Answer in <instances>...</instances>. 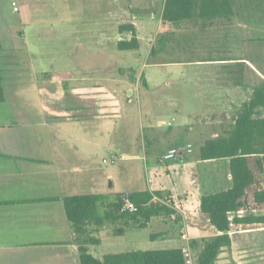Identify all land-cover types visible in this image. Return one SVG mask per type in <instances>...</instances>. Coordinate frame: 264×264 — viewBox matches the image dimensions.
Instances as JSON below:
<instances>
[{
	"label": "rangeland",
	"instance_id": "374dc122",
	"mask_svg": "<svg viewBox=\"0 0 264 264\" xmlns=\"http://www.w3.org/2000/svg\"><path fill=\"white\" fill-rule=\"evenodd\" d=\"M230 1L229 18L204 21L196 15L164 27L165 0H0V32L6 36L0 47L8 48L0 51V60L12 54L10 66L1 69L0 65L6 95L0 103V127L26 123L16 130L19 141L24 137L34 142L29 146L51 141L54 149L58 144L70 152L71 168L86 175L83 193L107 196L102 209H111L123 195L161 191L182 215L183 224L154 218L144 229L129 227L119 235L115 226L106 224L98 236L101 245L90 249L95 258L180 247L182 231L200 245L211 238V225L200 211V197L211 191L206 182L210 167L199 164L201 145L225 137L239 107L264 84V0ZM13 2L22 11L14 12ZM132 23L140 30V49L120 52L117 42L129 34L120 35L118 29ZM20 30L23 39L17 36ZM209 61L236 63L222 68ZM244 61L262 72V79L241 68ZM102 64L107 71L101 75ZM59 66L78 72H62L46 80L34 77L58 71ZM143 73L147 89L137 78ZM64 74H71L70 79ZM121 78L127 86L118 82ZM216 78L228 84L245 83L241 96L210 100L224 106L233 102L235 108L228 114L207 113L209 109L202 107L201 97L213 95L222 85ZM127 89H134L135 95L129 97ZM257 117H264V110ZM102 119L117 120V126L108 132L112 126ZM188 143L191 154L185 150ZM168 147L184 149L185 171L176 169L174 160H163ZM158 234L163 235L152 238ZM256 234L244 237L251 255L241 258L246 264H264ZM230 249H224L216 264H232L226 256ZM258 258L262 259L254 260Z\"/></svg>",
	"mask_w": 264,
	"mask_h": 264
},
{
	"label": "crops",
	"instance_id": "0c3cea01",
	"mask_svg": "<svg viewBox=\"0 0 264 264\" xmlns=\"http://www.w3.org/2000/svg\"><path fill=\"white\" fill-rule=\"evenodd\" d=\"M19 10L22 11V9ZM132 24L136 29L137 40L141 45L140 30L135 23ZM24 34L23 30L17 32V36L22 39L24 38ZM5 37L6 36L0 32L1 43H6ZM123 38L130 39V35ZM14 48L18 49L16 47ZM4 49L7 50L8 48L0 47V51ZM9 53H12V49L9 50ZM11 55L8 54V56L12 57ZM8 56L3 62L0 60V65L2 66L1 69H4L5 66L8 67L11 65L12 60ZM208 63L225 68L227 65H232V63L235 64L236 62L209 61ZM241 64V68L247 69L249 73L262 79V72L255 70L253 65L247 64V61H244V63ZM62 67L64 66H61L58 71L53 73H35L34 77L38 79L42 74H49V77L51 75L52 78H56L55 75H59L58 73L78 72L77 69L69 71L67 69L64 70ZM86 67L87 65H85V71ZM103 67L104 64H102L101 67V75L103 74V71H107V66ZM227 72L229 71H225L224 74H227ZM241 72L243 71H240L239 73ZM143 75L146 77L145 73H143ZM63 76V78L70 79L69 77H71V74H64ZM140 77L137 76L138 79H140ZM217 78L216 81L220 84L219 81L222 79L218 80ZM118 82L124 87L127 83L123 78ZM146 83L148 86L147 80ZM221 83L222 85L216 87L213 95L201 97V101H203L202 107L209 109L207 113L228 114L235 108L233 102H224V106L222 105L223 102L218 104H213L211 102L210 104V100H230L231 98L241 96V93L244 92L243 86L245 83L241 82V80L229 84L226 83L225 80H222ZM126 92H128L129 97L135 95L134 89H127ZM252 93L246 101L251 98ZM101 121L106 125L109 124L112 126H110L111 128H107L108 132H111L113 127L117 126V120L111 121L109 119H102ZM27 125L28 124L26 123H15L9 124L4 128L0 127V264H80V253L78 247L74 244L75 235L72 226L68 222L63 203L56 200L79 195L105 194L83 193L82 188H86L88 185L87 179H84L86 178L85 172H81L75 165L76 168H71L69 163L72 154L61 149V145L59 146L57 144L59 147L56 146V149H54V142L41 140L36 141V146H29L30 143L34 142H29L28 140L25 141L23 136V140L19 141V134L16 130ZM189 144L190 143L187 145ZM24 148L30 149L33 154H30V152ZM171 149L177 148H166L164 155ZM73 157L74 160H76L75 156ZM229 163L230 161L228 159L213 161L200 160L199 164L210 167V170L208 169V174L206 175V182L211 191L206 195L218 194L232 188L233 184L230 176ZM174 164L176 169L178 168L179 170L185 171L186 164L184 163L183 155L176 158ZM261 184L264 188V176H261ZM202 197H200V200ZM154 201L156 202V199ZM173 209L176 210L174 207ZM177 213L180 218L179 223L183 224V219L181 218L182 215L180 216L178 211ZM254 215L257 217H264V211L255 212ZM238 216L242 217L244 214L240 212ZM205 217L207 223L210 225L208 217L206 215ZM170 219L176 221V217ZM105 225L100 228V230L106 228L108 224L106 227ZM210 230L213 233L211 238L221 235V233L212 226H210ZM255 232L257 233L256 235H258L255 241L259 244V248L264 249L262 246V243L264 242V224H232L229 233L232 239V246L229 250L230 253L226 255L228 257V262L226 260L224 262L229 263L230 261L232 264H246L248 261L241 258L247 256L251 257V255L250 252L247 251L249 250V247H247L249 240H246V243H244V237L247 235L252 236V233ZM185 238L188 239V241L185 240ZM191 240L198 239L191 237L187 232L184 233L182 231L180 247H174L171 249H181L182 251ZM166 242L169 246H172L171 240ZM90 249L91 247H89V253ZM258 253H254V255L257 256ZM224 254L225 250L222 252V255ZM105 256L98 259L102 260ZM261 259L262 258L254 260L258 261Z\"/></svg>",
	"mask_w": 264,
	"mask_h": 264
},
{
	"label": "trees",
	"instance_id": "16d2710c",
	"mask_svg": "<svg viewBox=\"0 0 264 264\" xmlns=\"http://www.w3.org/2000/svg\"><path fill=\"white\" fill-rule=\"evenodd\" d=\"M230 0H165L162 13V26L177 25L191 21L198 15L204 21L232 16ZM120 35L129 34L130 39L122 38L117 42L120 52H135L140 49L136 29L132 25H121ZM154 52L152 51L151 54ZM49 74L39 78L47 79ZM0 75V103L6 101L4 80ZM145 89L148 88L145 75H141ZM264 110V84L257 87L251 98L238 110L232 130L222 138H212L200 148L202 161L228 159L232 188L225 192L203 196L200 211L209 219V223L221 235L209 238L200 245L198 240L190 241V248L196 257V264H216L225 248L232 246L229 235L231 225L264 224V217L255 216V212L264 211V188L261 176H264V117L258 118ZM162 192H134L117 198L111 209L104 208L106 195H79L60 198L68 222L75 238L74 244L80 253V264H185L181 249L155 251H126L107 255L99 260L89 253V247L100 246L98 239L100 228L105 224L116 227L117 235L123 234L129 227L146 228L154 218H180L173 209L169 198L164 201ZM158 199V202L154 200ZM124 200L134 205V210H123ZM121 210L116 216L115 209ZM242 212L244 216L239 217ZM123 222L122 225H119ZM120 226V227H119ZM163 234L153 236L160 238ZM197 251V252H196Z\"/></svg>",
	"mask_w": 264,
	"mask_h": 264
},
{
	"label": "built area",
	"instance_id": "2783aa9c",
	"mask_svg": "<svg viewBox=\"0 0 264 264\" xmlns=\"http://www.w3.org/2000/svg\"><path fill=\"white\" fill-rule=\"evenodd\" d=\"M13 8H14V12H18L19 8L16 2H13L12 4ZM192 145H187L186 146V152L191 154L192 153ZM184 154V149L180 150V149H171L170 151H168L164 156H163V160L165 161H170V160H175L176 158H179L180 156H182ZM114 158L111 160V163H113ZM105 164H108L107 160H104ZM126 210H134V205L129 201V200H124V206H123V210L122 211H126ZM185 240L188 241V239L185 238ZM190 243V241H189ZM187 244V246L185 248L182 249V253L185 257V264H196V257L194 255V252L192 251V249L190 248V244Z\"/></svg>",
	"mask_w": 264,
	"mask_h": 264
},
{
	"label": "water",
	"instance_id": "95a60500",
	"mask_svg": "<svg viewBox=\"0 0 264 264\" xmlns=\"http://www.w3.org/2000/svg\"><path fill=\"white\" fill-rule=\"evenodd\" d=\"M110 187L112 188V183L110 184ZM115 211H116V216H118L121 212L119 208H116Z\"/></svg>",
	"mask_w": 264,
	"mask_h": 264
}]
</instances>
